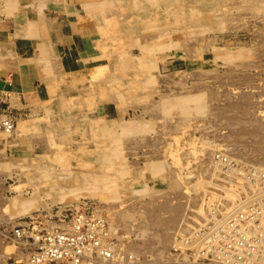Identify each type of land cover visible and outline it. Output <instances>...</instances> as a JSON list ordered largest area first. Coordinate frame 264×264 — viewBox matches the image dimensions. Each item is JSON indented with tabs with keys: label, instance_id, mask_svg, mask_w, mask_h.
Instances as JSON below:
<instances>
[{
	"label": "rangeland",
	"instance_id": "374dc122",
	"mask_svg": "<svg viewBox=\"0 0 264 264\" xmlns=\"http://www.w3.org/2000/svg\"><path fill=\"white\" fill-rule=\"evenodd\" d=\"M27 1L0 0V30ZM95 6L93 72L44 102L0 91L15 120L0 131V264H32L22 218L85 201L130 264H221L179 245L217 201L264 194V0Z\"/></svg>",
	"mask_w": 264,
	"mask_h": 264
},
{
	"label": "built area",
	"instance_id": "2783aa9c",
	"mask_svg": "<svg viewBox=\"0 0 264 264\" xmlns=\"http://www.w3.org/2000/svg\"><path fill=\"white\" fill-rule=\"evenodd\" d=\"M14 125L13 115L0 104V131L10 132ZM261 196L238 200L226 209L217 201L209 207L211 220L182 238L181 251H192L196 259H211L221 264H264V194ZM54 215V222L49 220L53 214L38 213L22 218L14 227L16 237L30 240L32 264H130L134 261L136 254L120 244L117 228L111 225L102 209L85 201L64 207Z\"/></svg>",
	"mask_w": 264,
	"mask_h": 264
},
{
	"label": "crops",
	"instance_id": "0c3cea01",
	"mask_svg": "<svg viewBox=\"0 0 264 264\" xmlns=\"http://www.w3.org/2000/svg\"><path fill=\"white\" fill-rule=\"evenodd\" d=\"M99 1L29 0L11 22L4 20L0 91L25 92L44 102L66 89L71 74L93 72L102 54Z\"/></svg>",
	"mask_w": 264,
	"mask_h": 264
},
{
	"label": "bare ground",
	"instance_id": "6f19581e",
	"mask_svg": "<svg viewBox=\"0 0 264 264\" xmlns=\"http://www.w3.org/2000/svg\"><path fill=\"white\" fill-rule=\"evenodd\" d=\"M14 127H15V125H14ZM13 129H14V128H13ZM13 129H12V130H13ZM12 130H11V131H12ZM11 131H10V132H11ZM1 132H5V131H1ZM107 219H108V216H107ZM108 221H109V219H108Z\"/></svg>",
	"mask_w": 264,
	"mask_h": 264
}]
</instances>
